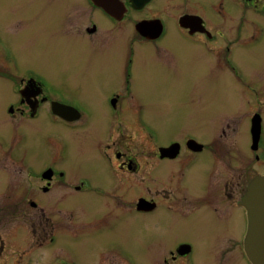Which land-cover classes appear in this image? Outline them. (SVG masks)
<instances>
[{
	"label": "flooded vegetation",
	"instance_id": "obj_1",
	"mask_svg": "<svg viewBox=\"0 0 264 264\" xmlns=\"http://www.w3.org/2000/svg\"><path fill=\"white\" fill-rule=\"evenodd\" d=\"M37 36L51 76L12 48ZM263 49L264 0H0V264H251L262 113L223 111L202 135L170 127L141 85L188 80L195 99ZM227 127L241 136L219 140ZM81 234L86 258L66 253Z\"/></svg>",
	"mask_w": 264,
	"mask_h": 264
},
{
	"label": "rangeland",
	"instance_id": "obj_2",
	"mask_svg": "<svg viewBox=\"0 0 264 264\" xmlns=\"http://www.w3.org/2000/svg\"><path fill=\"white\" fill-rule=\"evenodd\" d=\"M4 35L11 38L10 31L3 29ZM38 39V36L36 37ZM34 39L28 41L27 39L15 42L12 45L13 50L23 57L25 61H31L35 66L41 69V71L48 76L53 73L54 51L52 46L47 42H40L38 39L35 46ZM19 50V51H17ZM15 52V51H14ZM61 56L65 60V55ZM258 60L254 63H250L248 67L240 71V75L236 72L233 73V77L229 80V70H222L218 72V76L222 79V82L218 83H206L201 84L199 87V97L195 99H189L188 94L192 92L191 88L195 85L193 82L185 80L182 84L175 85H160L143 82L141 85L142 92L149 97L148 106H155V109L164 114L170 115V127H180L181 129H187L192 126L193 130L198 131V134H204V130H208L216 123V119L219 114L225 111V117L222 121H228L231 125H236L238 122H244V118L241 115L252 114L255 110H259L264 117V49L259 55H254ZM59 76L65 77V71L59 67ZM238 75L241 79H244V84H237L236 80ZM240 90L246 96L245 104L247 107H241V113L238 114L237 120L233 116H229V106L232 109H236L242 104L239 100L236 92ZM230 104V105H229ZM231 109V110H232ZM240 115V118H239ZM230 119V120H229ZM222 126H227L228 123L222 122ZM238 125V124H237ZM264 125V120H263ZM242 127V126H241ZM227 132L221 136L218 132L219 140L231 141L235 136H241L242 132L234 133L230 129L226 128ZM170 133H173L170 131ZM77 169H83L82 165H78ZM75 195H73L74 198ZM82 202L77 208L78 214L83 216L84 208H88L87 200L85 197L80 196ZM144 225L143 220H138V227ZM125 226L122 222L121 228ZM88 239L82 237V234L76 238H71L66 253H77L80 258L87 257L92 248L91 234H87ZM67 240V238H65ZM139 243L137 246H140ZM142 250L145 252V248L139 247L137 251ZM240 256L236 254L229 264H234L238 261L240 263Z\"/></svg>",
	"mask_w": 264,
	"mask_h": 264
},
{
	"label": "water",
	"instance_id": "obj_3",
	"mask_svg": "<svg viewBox=\"0 0 264 264\" xmlns=\"http://www.w3.org/2000/svg\"><path fill=\"white\" fill-rule=\"evenodd\" d=\"M243 205L248 217L245 251L251 264H264V174L252 179Z\"/></svg>",
	"mask_w": 264,
	"mask_h": 264
}]
</instances>
